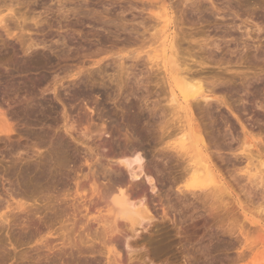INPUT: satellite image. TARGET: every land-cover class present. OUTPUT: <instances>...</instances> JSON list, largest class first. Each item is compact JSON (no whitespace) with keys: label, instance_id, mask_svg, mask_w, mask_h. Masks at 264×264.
Wrapping results in <instances>:
<instances>
[{"label":"rangeland","instance_id":"374dc122","mask_svg":"<svg viewBox=\"0 0 264 264\" xmlns=\"http://www.w3.org/2000/svg\"><path fill=\"white\" fill-rule=\"evenodd\" d=\"M2 1L1 17L16 19L8 18L9 30L0 26V110L16 135L0 138V211L10 215L8 223L0 219V264H264V178L249 177L242 155L248 142L264 155V0L169 6L181 61L221 100L195 103L193 112L225 195L189 190L194 159L187 164L176 150L185 124L171 102L176 83L149 59L160 7L151 0ZM34 55L38 68L15 71L14 62ZM77 90L86 98L74 99ZM131 116L136 126L127 123ZM132 127L147 136L141 157L153 174L152 183L130 181L127 190L150 208L155 223L141 231L170 249L162 258L153 256L155 245L130 246L137 236L95 195L121 176L130 180L117 156L139 147ZM91 149L100 154L89 171Z\"/></svg>","mask_w":264,"mask_h":264},{"label":"bare ground","instance_id":"6f19581e","mask_svg":"<svg viewBox=\"0 0 264 264\" xmlns=\"http://www.w3.org/2000/svg\"><path fill=\"white\" fill-rule=\"evenodd\" d=\"M4 1V0H3ZM2 1V2H3ZM150 1V0H149ZM153 1L152 5H156L155 8H159L160 7V12L159 14L156 13L157 15L155 17L156 20V32L155 36L157 35L158 37H155V39L157 38L158 41L156 42L158 45L156 46V48H154L151 52V54L149 55V59L151 61V63L153 64V66L158 67L160 70L163 71L164 73V78L173 79L176 83V85H172L173 87H171V94H172V103L177 102L179 104V108L180 110L184 111L183 113L185 115V120L183 118V120L185 121V124L180 127V133H182L181 136V144L178 148H176L177 150V154H180L181 156H183L184 159L187 158L188 163L189 164L193 159L194 162L193 164L189 165L186 174L193 177L194 178V182H192L193 184L191 185L192 187L189 189L190 191H195V190H212L214 193L215 192H221L220 194H230L229 192V188L227 187V183L225 184L224 180L217 174L218 171H216V165H214L213 161H212V157L208 154V149L206 147V140L204 139L203 135H202V130L200 129V125H196L195 123V119H194V106L196 105L195 103H198L200 101H205L207 104H210L212 101H214L215 99L219 100V102L221 101L219 98H217L216 93L214 90H211L207 87H205L204 85V81H202L203 78H201V75L199 73V71H193L191 68H189V65H187L184 60L181 61L180 57V53H179V44H178V33H176L173 28H172V24H173V19L174 17H172V13L171 10L169 9L170 5H171V1L173 0H151ZM150 1V2H151ZM246 1V0H245ZM260 2V1H259ZM170 3V4H169ZM251 4V3H250ZM260 4V3H259ZM6 5L5 3L2 5L0 4V6H4ZM151 5V6H152ZM158 5V6H157ZM2 7H0L1 9H3ZM5 7V6H4ZM10 7V6H9ZM0 9V26H3V28L7 29L8 25V18L12 17V19H16L15 15H5L7 17H1L2 12H4V10L2 11ZM12 11V10H11ZM153 13V11H152ZM154 14V13H153ZM174 15V14H173ZM152 18V17H151ZM19 20V19H18ZM175 25V24H174ZM155 27V26H153ZM175 28V27H174ZM176 29V28H175ZM9 30V29H7ZM154 41V39L152 40ZM4 46V45H3ZM16 47V46H15ZM16 49V48H15ZM29 50V49H28ZM17 53V52H16ZM143 54V53H142ZM148 54V53H147ZM146 54V55H147ZM16 56V55H15ZM141 56V55H140ZM143 56V55H142ZM23 58V57H22ZM17 59V58H16ZM148 59V57H147ZM2 60V59H1ZM3 61V60H2ZM148 61V62H150ZM17 62V61H16ZM16 66L19 68H16V72H30L31 69H34L37 65H39V60L38 58L36 59L35 55L34 56H30L27 58V60H25V62L22 63L20 62L22 65H20V63H16ZM1 63V62H0ZM3 63V62H2ZM7 63V61L5 62ZM4 64V63H3ZM1 67V66H0ZM38 68V67H36ZM2 69V68H1ZM14 72V71H13ZM11 72V74L13 73ZM2 73V72H1ZM15 73V72H14ZM14 76V75H13ZM1 77V76H0ZM32 77V76H31ZM203 77V75H202ZM8 79V78H7ZM13 79V78H12ZM29 79V78H28ZM42 79V78H41ZM23 81V80H22ZM6 82V81H5ZM19 82V81H18ZM39 82V81H38ZM7 83V82H6ZM27 84V83H26ZM36 84V83H35ZM172 84V83H171ZM8 85V84H7ZM1 88V87H0ZM12 88V87H11ZM10 88V89H11ZM4 91V90H3ZM7 91V90H6ZM6 93V92H5ZM74 99L76 98H81V97H85L87 96V92L84 91H78L74 92ZM89 94V93H88ZM90 97V96H89ZM73 98V97H72ZM223 98V97H222ZM78 100V99H77ZM216 100V101H217ZM218 102V103H219ZM173 103V104H174ZM176 104V103H175ZM201 104V103H200ZM199 105V104H198ZM46 106V105H45ZM178 106V105H177ZM1 107V106H0ZM3 107V106H2ZM1 107V108H2ZM125 107V106H124ZM123 107V108H124ZM93 108V107H92ZM91 108V112H94V109L92 110ZM127 108V107H126ZM198 108V107H197ZM90 109V107H89ZM3 111V110H2ZM125 111V110H124ZM36 113V112H35ZM34 113V114H35ZM132 114V112H131ZM35 116V115H34ZM132 117V116H131ZM138 117V116H137ZM137 117H132L129 118L127 121V123H130L132 126H136L135 123H137ZM260 117H264V113L261 114ZM8 118V117H7ZM5 116L4 113L1 112L0 110V138L4 136L6 138L9 139H13L16 135V130L14 129L15 127L12 126V124L9 122L10 120H8ZM15 118V117H14ZM182 118V117H181ZM11 119V118H10ZM180 119V118H179ZM138 120L140 121V118H138ZM181 120V119H180ZM179 120V121H180ZM144 121V120H143ZM183 121V122H184ZM134 123V125L132 124ZM148 124V123H147ZM146 124V125H147ZM168 124V123H167ZM166 124V125H167ZM183 124V123H182ZM130 125V126H131ZM142 125V124H141ZM68 126V125H67ZM153 126V125H152ZM170 126V125H169ZM175 126V125H174ZM173 126V128H174ZM181 126V125H180ZM129 127V126H128ZM146 127V126H145ZM148 127V126H147ZM164 127V126H163ZM172 128V127H171ZM133 129V127H132ZM165 129V128H164ZM168 129V128H167ZM134 133L133 135H135V138H137V141L140 142L139 147H136L134 150H121V152L118 154L117 157L118 161L117 163L123 165L128 173H129V177L130 180L128 181L127 179H125V177L123 178L121 176V178L119 179V181H116L114 185H112V187L109 186V190L107 191V193L103 192L105 195V197H101L102 192H97V188L95 187L93 189V193L95 194L97 192V194L100 197V200L103 201V203H105L108 208V213H112L111 215H115V220H123L126 221V226H129L130 229V234L132 233V235L137 236L135 238V240H133L132 244H130V246L135 247V249L141 247V246H145V245H150V246H154L155 248L152 249L153 252V256L157 257V258H162L164 257L166 254L171 253L170 249H166L164 245H161L160 243H155L154 239L152 236H146L145 234L143 235V232L141 231L142 228H144L145 226L143 224H145V222L147 221L148 224L151 223V225H154L153 220L154 217L150 212V208L147 207V205H144V203L137 202V201H133L132 200V196L129 193V191L127 190L128 185L130 184V181H132L133 183L135 181H140L143 178H147L148 182L152 183L151 180V176L147 175V174H153V171H151L149 169V171L147 172L146 168L144 167V159L141 157V153L143 151V148L141 146L142 143H144V141L146 140L147 136L146 134H143V132H140L139 130H137L136 128L133 129ZM169 130V129H168ZM176 130V129H175ZM167 131V130H166ZM166 131H164V133H166ZM178 131V130H177ZM163 132V130H162ZM173 132V131H172ZM116 133V132H115ZM150 133V132H149ZM168 133V132H167ZM171 133V132H169ZM21 134V133H20ZM132 134V133H131ZM177 134V133H176ZM154 135V134H153ZM159 135V134H158ZM164 135V134H162ZM178 135V134H177ZM86 136V135H85ZM128 136V135H127ZM132 136V135H131ZM156 136V135H155ZM165 136V135H164ZM171 136V135H170ZM158 137V136H157ZM162 137V136H160ZM129 138V137H128ZM154 139L156 137H153ZM152 138V139H153ZM167 138V137H166ZM127 139V138H126ZM133 139V140H134ZM168 139V138H167ZM10 141V140H9ZM129 141V140H128ZM149 142V141H148ZM248 142V141H246ZM125 143V142H124ZM127 143V142H126ZM38 144V143H37ZM147 144V143H146ZM41 145V144H40ZM129 145V144H128ZM137 145V144H136ZM150 145V144H149ZM154 145V144H153ZM133 146V145H132ZM141 146V147H140ZM145 146V145H144ZM247 148H246V147ZM242 147V146H240ZM245 148V149H244ZM57 149V148H56ZM55 149V150H56ZM60 149V148H59ZM93 149V148H92ZM90 151V153L86 154V158H85V164H89L87 166L88 170L95 168V166L92 168V165H96L97 161H95L96 159H98V156L100 153H97L96 150H92ZM125 149V148H124ZM128 149V148H127ZM175 150V151H176ZM255 151H257V153L255 154ZM60 151V150H59ZM89 151V150H88ZM240 151V150H239ZM56 152V151H55ZM99 152V151H98ZM61 153V152H60ZM210 153V152H209ZM55 154V153H54ZM105 154V153H104ZM117 154V153H116ZM53 155V154H52ZM179 155V158H180ZM242 155L245 157L244 159L247 160V166L245 168H247V174H250L249 177L252 175H256L258 177L262 176L264 178V155L263 153H261V150H259L257 143H244L243 146V151H242ZM186 157V158H185ZM182 158V157H181ZM103 160V158H100V161ZM186 160V161H187ZM196 160V161H195ZM95 161V162H94ZM94 163V164H93ZM102 163V162H100ZM92 164V165H91ZM105 165V164H104ZM103 165V166H104ZM114 168L116 167L115 165H113ZM113 166L110 164V162L106 165L107 168L111 167L113 168ZM102 167V166H101ZM105 167V168H106ZM79 168V167H78ZM104 168V167H103ZM110 168V170H111ZM84 169V168H83ZM101 169V168H100ZM89 170V171H90ZM107 170V171H106ZM108 169H105L106 173L104 170H102L105 175L108 173L110 174V171ZM115 169H113L114 171ZM186 170V169H185ZM245 170V171H246ZM15 171V170H14ZM79 171V170H78ZM92 171V170H91ZM116 171V170H115ZM121 171V169H120ZM123 171V170H122ZM121 171V172H122ZM221 171V169H220ZM77 172V171H76ZM118 172V170H117ZM10 173H12L10 171ZM8 173V174H10ZM84 173V172H83ZM94 173V172H93ZM115 173V172H113ZM112 173V175H113ZM125 173V172H124ZM16 174V173H15ZM25 174V173H24ZM78 174V173H77ZM222 174V173H221ZM13 175V174H12ZM96 175V174H95ZM94 175V176H95ZM111 175V174H110ZM120 175V174H119ZM122 175V174H121ZM185 175V173H184ZM15 176V175H14ZM31 176V175H30ZM76 176V175H75ZM97 176V175H96ZM115 176V175H114ZM118 176V175H117ZM127 176V175H126ZM252 176L250 178H252ZM40 177V176H39ZM38 177V178H39ZM86 177V176H85ZM111 177V176H110ZM248 177V176H247ZM255 177V178H257ZM261 177V180H262ZM74 178V177H73ZM76 178V177H75ZM117 178V177H116ZM115 178V179H116ZM249 178V179H250ZM110 179V178H109ZM112 179V178H111ZM110 179V180H111ZM254 179V178H253ZM113 180V179H112ZM31 181V180H30ZM38 181V180H37ZM41 181V180H40ZM114 181V180H113ZM131 182V184H132ZM29 184V182H28ZM82 184V183H80ZM110 184V183H109ZM27 185V184H26ZM76 185V184H75ZM78 185V184H77ZM133 185V184H132ZM135 185V184H134ZM80 186V185H79ZM82 186V185H81ZM86 186V185H84ZM93 186V185H92ZM94 186H96L94 184ZM107 186V185H106ZM83 187V186H82ZM81 187V188H82ZM105 187V186H104ZM78 188V187H76ZM102 188V186H101ZM80 189V188H79ZM78 189V190H79ZM99 189V187H98ZM132 189V188H131ZM84 190V189H83ZM135 190V189H134ZM155 190V189H154ZM91 191V190H90ZM102 191V190H101ZM92 193V194H93ZM134 193V192H133ZM139 193V192H138ZM102 194V195H104ZM196 194V193H195ZM78 195V194H77ZM216 195V194H215ZM219 195V194H218ZM76 196V195H75ZM89 196V195H88ZM87 196V197H88ZM230 196V195H228ZM84 197V196H82ZM141 197V195L139 194L138 198ZM224 197V196H223ZM86 198V196H85ZM91 198V196H90ZM96 198V196H95ZM82 199V198H81ZM87 199V198H86ZM93 199V198H91ZM84 200V199H83ZM140 200V199H139ZM88 201V200H87ZM86 201V202H87ZM95 201V199H94ZM97 201V199H96ZM91 203V201H90ZM97 204V202H95ZM101 202H99L100 204ZM83 204V203H82ZM102 204V203H101ZM84 205V204H83ZM85 205H87L85 203ZM89 205V204H88ZM92 205V204H91ZM94 205V204H93ZM96 206V205H95ZM99 206V205H98ZM24 207V203L22 202H18L17 203V209H22ZM87 207H91L90 205ZM93 207V206H92ZM97 207V206H96ZM93 210V209H92ZM106 212V211H105ZM1 213V211H0ZM108 215V214H107ZM105 216V215H104ZM103 216V217H104ZM110 216V215H108ZM107 216V217H108ZM10 215H2V213L0 214V219L2 221H6L9 220ZM102 217V218H103ZM106 218V216H105ZM103 218V219H105ZM111 218V216H110ZM107 219V218H106ZM106 219L104 220L106 222ZM109 219V217H108ZM113 219V218H112ZM114 222V221H113ZM2 223V222H1ZM8 223V222H7ZM102 223V222H101ZM108 224V223H107ZM125 224V223H124ZM117 225V224H116ZM121 225V224H119ZM109 226V225H108ZM125 226V225H124ZM144 226V227H142ZM142 227V228H141ZM118 228V227H117ZM122 228V227H121ZM126 228V227H125ZM146 228V227H145ZM145 228L143 230H145ZM148 228V227H147ZM146 228V230H147ZM113 229V228H110ZM152 229V228H151ZM126 230V229H123ZM128 230V228H127ZM126 234V233H125ZM170 236V235H168ZM130 237V236H129ZM134 237V236H133ZM132 237V238H133ZM158 240V239H157ZM167 241V240H166ZM168 243V242H167ZM159 244V245H158ZM242 251V250H241ZM243 252V251H242ZM173 253V252H172ZM241 254V252H240ZM241 256V255H240ZM243 256V255H242ZM167 257V256H166ZM176 257V254H175ZM178 257V256H177ZM176 257V258H177ZM239 257V256H238ZM241 259V258H240ZM177 260V259H176ZM178 261V260H177ZM180 262V261H179Z\"/></svg>","mask_w":264,"mask_h":264}]
</instances>
